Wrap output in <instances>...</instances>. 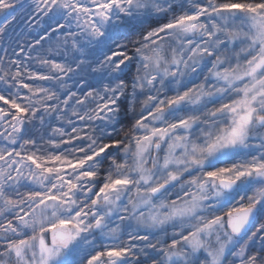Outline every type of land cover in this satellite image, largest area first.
Wrapping results in <instances>:
<instances>
[{
    "label": "snow or ice",
    "instance_id": "obj_1",
    "mask_svg": "<svg viewBox=\"0 0 264 264\" xmlns=\"http://www.w3.org/2000/svg\"><path fill=\"white\" fill-rule=\"evenodd\" d=\"M0 15V264H264V0Z\"/></svg>",
    "mask_w": 264,
    "mask_h": 264
},
{
    "label": "rangeland",
    "instance_id": "obj_2",
    "mask_svg": "<svg viewBox=\"0 0 264 264\" xmlns=\"http://www.w3.org/2000/svg\"><path fill=\"white\" fill-rule=\"evenodd\" d=\"M24 3L27 8H31V0H24ZM24 11L25 10H20L18 8V18L16 21H14L11 25H9L7 29V34L4 38L5 41H11L15 40L18 43H23L25 45L32 43L34 39H38L40 33L44 31V28L46 27L45 24L41 25H35V21H33V25L35 26V31L32 29L28 28L27 24L25 23L26 17H24ZM24 17V18H22ZM170 18V17H169ZM47 20V18H45ZM5 23V19L3 15H0V25ZM157 24L156 20H149L147 21L143 27L137 26L138 31H144L149 29L150 27H155ZM2 46H7L4 41H0V47ZM12 47H16V44H13ZM48 47L47 44H45V49ZM0 55H3V52L0 51ZM9 55H11V49H9ZM35 55V53H33ZM60 57H57L59 59ZM6 107V106H5ZM130 126V124H129ZM179 191V186H177L176 189H173V196L172 198H175L174 193ZM219 214H223L222 212ZM171 231V230H170ZM126 239V237H125Z\"/></svg>",
    "mask_w": 264,
    "mask_h": 264
}]
</instances>
